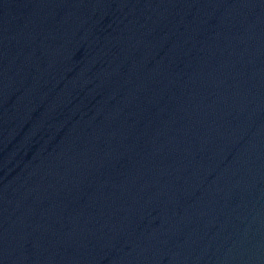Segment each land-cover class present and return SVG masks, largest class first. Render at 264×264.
<instances>
[{"label": "water", "instance_id": "water-1", "mask_svg": "<svg viewBox=\"0 0 264 264\" xmlns=\"http://www.w3.org/2000/svg\"><path fill=\"white\" fill-rule=\"evenodd\" d=\"M0 264H264V0H0Z\"/></svg>", "mask_w": 264, "mask_h": 264}]
</instances>
